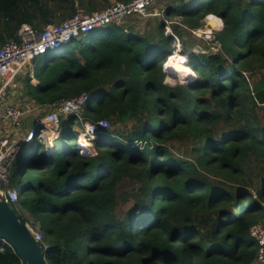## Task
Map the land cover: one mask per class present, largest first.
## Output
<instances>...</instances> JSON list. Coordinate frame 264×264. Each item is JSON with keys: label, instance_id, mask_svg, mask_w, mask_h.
<instances>
[{"label": "trees", "instance_id": "16d2710c", "mask_svg": "<svg viewBox=\"0 0 264 264\" xmlns=\"http://www.w3.org/2000/svg\"><path fill=\"white\" fill-rule=\"evenodd\" d=\"M110 1L0 0V40L17 38L22 23L41 30ZM209 14L223 21L216 34L229 58L183 48L188 82H163L173 34L191 35ZM164 15L150 32L133 23L93 29L35 67V84L26 74L20 95L45 112L87 92L84 121L135 119L129 132L98 127L95 153L84 154L73 129L78 117L70 114L50 151L35 138L21 160L16 188L43 234L48 264L257 263L249 229L264 214V72L257 93L243 72L264 69V0H174ZM242 29L247 48L234 54ZM167 143L188 146L192 156L173 154ZM125 174L140 185L122 209ZM20 263L12 247L0 250V264Z\"/></svg>", "mask_w": 264, "mask_h": 264}, {"label": "built area", "instance_id": "2783aa9c", "mask_svg": "<svg viewBox=\"0 0 264 264\" xmlns=\"http://www.w3.org/2000/svg\"><path fill=\"white\" fill-rule=\"evenodd\" d=\"M157 1L167 0H130L127 2L114 1L109 6L85 13L77 11L59 23L47 24L43 29L33 28L28 23H22L17 31V38H8L0 46V198L4 199L11 207L18 212L22 208L19 192L16 188L11 187L9 172L13 161L20 153L21 149L37 137L38 130L50 132L54 139L59 137L61 127V118L74 114L77 117L83 115L84 105L89 101V94L82 92L78 95L61 98L46 105L49 109L38 120L37 126L31 127L24 135H14L12 131H4L5 120H9L15 128L21 127L22 119L29 110L21 106L8 103L5 99V93L8 88L16 86V79L28 72L34 78L33 70L36 67L35 57L51 51L56 53L63 46L73 40L81 38L82 35L89 31L108 26L110 24L121 25L124 21L133 15L140 16H163V12L157 9H149ZM217 17V16H215ZM221 26L223 21L217 17ZM169 32V31H168ZM190 32L194 36L200 37L205 41V46L201 50L214 53L222 52V42L216 37L214 30L192 28ZM166 33V32H165ZM172 32L166 33L171 34ZM174 51H182L180 38L173 34ZM199 50V49H198ZM200 51V52H201ZM198 52V51H196ZM184 60L187 62V57ZM40 107V106H39ZM103 122L106 119L88 122L86 133L94 137L98 127H104ZM105 128V127H104ZM92 137V138H93ZM32 236L41 241L44 249L47 245L43 241V234L37 224L25 222ZM249 233L257 243L255 262L264 261V214L260 221L252 224ZM10 246L4 238H0V250L4 246ZM11 247V246H10ZM21 261V260H20ZM22 264V263H20Z\"/></svg>", "mask_w": 264, "mask_h": 264}, {"label": "rangeland", "instance_id": "374dc122", "mask_svg": "<svg viewBox=\"0 0 264 264\" xmlns=\"http://www.w3.org/2000/svg\"><path fill=\"white\" fill-rule=\"evenodd\" d=\"M114 1L115 0H111L110 4L112 2H114ZM173 3H174V0L157 1L149 9V11L150 10L152 11L153 9H157V10H160L161 12H163V10L166 7L172 5ZM163 17H165V15L162 16V17L161 16H146V17H144V16H140V15H133V16H130L128 19H126L124 24H128V23L132 24L133 23L135 25L136 29L139 30V32H142V31H143V33L144 32H150L151 29H152L151 26H154L156 21H158L159 18H163ZM207 17H204L202 19V21H201V22H203V25H202L203 29H207L209 27V25H210L209 20H208ZM172 19H173V21H175V20H180L181 18L180 17L179 18L178 17H174ZM166 23H167V25H170V21L166 20ZM168 27L169 26H167L165 28V32L166 33L171 32L170 27L169 28ZM210 30H212L211 27H210ZM0 31H3L2 28H1V25H0ZM181 35H182V38H181L180 41H182V43H181L182 51H179L177 54H181L182 55L184 53L183 48H185L188 51H190L192 49H197V51L199 52V50H198L199 47L203 48L205 46V44H206L205 41L202 40L198 36L193 37L192 35H188L187 33H182ZM215 35L217 37L216 33H215ZM245 35H246L245 31L242 29L241 32H240V36H239V43H238L239 47L236 48L234 54H240L242 51L246 50V48H247L246 44L247 43H246V36ZM5 38H4V40H5ZM183 40L185 42V45H183ZM83 41L87 43L89 41V37H86V36L83 37ZM1 44H3V41L0 40V46H1ZM173 44H174V42H172V45ZM194 51H196V50H194ZM173 52H175V51H173ZM220 53H222L225 58H229L228 56H230L229 54H227V53H225L223 51V48H222V52H220ZM50 54H52L51 51H47L44 54L36 56L35 59H34L35 62H36V68H40L43 65H45V63L47 62ZM169 58H171V57H169ZM169 58H168V60H170ZM168 60H167V62H168ZM183 60H184V58L182 59V61ZM183 64H184L185 67H190L187 64V62H185V63L183 62ZM187 71H188V68H187ZM260 72H264V69H260V67H255V69H253V70L249 69V70H246V71L243 72V75H244L245 79L248 82V88L250 90L252 89L251 86L253 85L252 84V80H258L259 77H260V74H261ZM27 74L30 77L29 81H31L33 84H35L36 80H34V79L32 80L29 72ZM194 74L195 73L193 71V76H194ZM187 76H189V75H187ZM187 76L174 77L173 75L169 74L166 71V76H165L163 82H166V83L171 84V85L175 84V83H178V82H188L187 81L188 78H186ZM25 80H26V75H21V76H19L16 79V86L15 87H17V89L19 91H21V90L25 91V89H26V84H25L26 81ZM13 89H16V88H8V90H13ZM7 92H9V91H7ZM24 102H25L26 105L28 104V102H26V101H24ZM38 109L39 110H37L36 113H35L37 120H39L43 116V114L45 112L43 108H39L38 107ZM258 113H259L260 117L262 119H264V107L263 108L260 107L259 110H258ZM82 117H83V115H81L80 117L77 118V121H75L74 124H73V129L79 133V136L84 135L89 140V142L91 144V148L89 149L88 154H92V153H95V149H94L92 141H91L93 136L89 138V135H87V133H86V130H87V127H88L87 123L89 121H84L82 119ZM134 124H135V119H130V120H127L126 122H120V121H113V120H110V119L106 118V122H103V126L106 129L114 130V131L118 130V131H121V132H129L133 128ZM40 129L38 130V132L36 134L37 135L36 139H37V141L39 143H42L41 145L46 147L47 151H50L51 149L48 147L49 142L54 143L55 139H54L53 135L50 132H46L45 130L43 131V130H40ZM79 136L76 139V141H77L76 143H77V145H78V147L80 149V152L83 153V148H81L79 146V144H78ZM133 144H134V146H138V144L140 145V147H144L145 146V144H143V143L140 144V141H138V140H133ZM167 144L169 145V147H170L171 151L173 152V154H176L178 156L184 157V159H189L192 156L188 146H185V145L180 146L178 144L171 145L169 143H167ZM35 146H36V141L32 140L31 142H29L27 145H25L21 149L20 153L17 155V157L13 161V165L10 168V172H9L10 185H11L12 188H14L16 186V183H17L18 167H19V164L21 163V160L26 158V156L29 153L32 152V149ZM49 146H51V145H49ZM37 147H40V145H37ZM153 171H155V170L153 169ZM158 178L159 177L157 176L156 179H158ZM139 185H140V183H139V181L137 179V175L136 174H132V175H126L125 174L122 177V179H121V181L119 183V186H118V194H120V197L118 198V203L120 205V208L126 209V208H128L131 205L132 201L130 199H132V198H130L126 202H123V199L126 196H129L132 192L136 191L138 189ZM19 211H20V214L23 217H25L28 221L32 220V217L29 215V213L27 212V210L25 208H23V207L19 208ZM254 264H260V263H254Z\"/></svg>", "mask_w": 264, "mask_h": 264}, {"label": "water", "instance_id": "95a60500", "mask_svg": "<svg viewBox=\"0 0 264 264\" xmlns=\"http://www.w3.org/2000/svg\"><path fill=\"white\" fill-rule=\"evenodd\" d=\"M199 47V52L202 50ZM196 50L197 49H193ZM209 53L214 54L211 50ZM165 71V69L163 68ZM0 238H4L16 251L22 264H48L47 252L41 241L36 240L19 212L0 198Z\"/></svg>", "mask_w": 264, "mask_h": 264}, {"label": "crops", "instance_id": "0c3cea01", "mask_svg": "<svg viewBox=\"0 0 264 264\" xmlns=\"http://www.w3.org/2000/svg\"><path fill=\"white\" fill-rule=\"evenodd\" d=\"M168 1V0H167ZM164 11V10H163ZM210 15V14H209ZM208 16V15H207ZM206 16V17H207ZM215 16V15H214ZM162 17V16H161ZM128 19V18H127ZM126 21V20H125ZM124 21V23H125ZM202 25H203V22L202 24L199 26V27H194V28H200L203 30L202 28ZM212 25L210 24L209 27L207 29H209ZM169 28V27H168ZM190 29L192 28H189V32H190ZM212 29V28H211ZM222 29V28H221ZM221 29H213L215 33L221 31ZM143 32V31H142ZM190 34L193 36V37H196L194 36L191 32ZM54 54V53H52ZM166 63V62H165ZM164 69H165V64H164ZM261 78V74H260V77L259 79ZM258 79V80H259ZM258 80H252V86L251 88L253 89V92L255 91L257 93L258 91V87H256L255 85L257 84ZM16 89H13V90H6V93H5V99L8 103H11V104H14V105H17V106H21L25 109H28L29 112L28 114H26V116L23 117L22 119V124H21V127L19 128H15L11 125L10 121L9 120H5V128H4V131H12L11 133L18 136V135H24L26 133L27 130H29L31 127H34V126H37V119H36V111L39 107V105H34V104H24L25 102L24 101H28V99H25L23 98L20 93L23 92V90L19 91L17 89V87H14ZM9 91V92H7ZM78 144H79V141H78ZM80 146V145H79ZM81 147V146H80ZM82 148V147H81ZM83 152H84V149H83Z\"/></svg>", "mask_w": 264, "mask_h": 264}, {"label": "bare ground", "instance_id": "6f19581e", "mask_svg": "<svg viewBox=\"0 0 264 264\" xmlns=\"http://www.w3.org/2000/svg\"><path fill=\"white\" fill-rule=\"evenodd\" d=\"M209 23L212 25V29H219L221 26L220 20L215 17L214 15L210 14L208 15ZM178 52L175 51L173 55H171L167 63H165V71H167L169 74L176 75V76H182L185 75L187 72V68L185 67L183 62L185 63L186 60H183L184 55L177 54ZM175 55V56H174ZM173 56V57H172ZM79 145L84 149V154H88L89 149L91 148V144L89 140L84 136H79ZM52 142H49V145H52ZM48 145V147H50Z\"/></svg>", "mask_w": 264, "mask_h": 264}]
</instances>
